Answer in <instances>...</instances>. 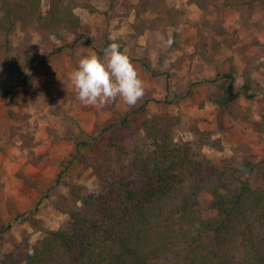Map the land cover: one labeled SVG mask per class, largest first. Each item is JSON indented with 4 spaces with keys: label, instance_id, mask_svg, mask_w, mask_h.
<instances>
[{
    "label": "rangeland",
    "instance_id": "374dc122",
    "mask_svg": "<svg viewBox=\"0 0 264 264\" xmlns=\"http://www.w3.org/2000/svg\"><path fill=\"white\" fill-rule=\"evenodd\" d=\"M91 5L92 11L75 9L79 29H59L45 38L28 29L26 41L16 24L9 36L0 63V258L35 244L42 230L65 227L71 188L100 190L86 163H96L116 133L127 149H145L142 123L151 117L176 118L174 140L210 163L229 157L239 167L248 160L264 178V0H253L251 11L219 1L210 10L188 0H91ZM47 6L42 0L43 14ZM158 17L165 23L150 29L149 21ZM168 38L171 47L164 44ZM112 42L130 57L144 95L133 106L119 97L99 108L85 105L71 73L82 56L103 58ZM231 66L232 91H240L246 75L256 96L238 95L222 110L214 100L227 81L210 80ZM198 131L219 139L222 151L204 145L207 136ZM75 153L81 159L68 163Z\"/></svg>",
    "mask_w": 264,
    "mask_h": 264
},
{
    "label": "trees",
    "instance_id": "16d2710c",
    "mask_svg": "<svg viewBox=\"0 0 264 264\" xmlns=\"http://www.w3.org/2000/svg\"><path fill=\"white\" fill-rule=\"evenodd\" d=\"M217 1L234 9H253V0L188 3L210 10ZM41 2L0 0V63L16 24L28 41V29L41 38L59 29H79L75 9L92 11L91 0H47L43 14ZM157 22L165 23V18L150 20L149 28ZM233 72L231 66L228 73L210 80L227 81L214 100L219 109L228 110L238 95L249 100L256 96L246 75L240 91H232ZM145 105L146 101L140 109ZM176 121L168 116L145 119V149L129 150L114 134L110 146L97 154V162L86 163L99 192L71 188L65 227L42 230L40 240L3 254L0 264H264V178L257 175V165L244 160L236 167L229 157L210 163L187 143L174 140L171 129ZM204 140V145L222 151L219 139ZM80 145L76 142V153ZM76 153L68 163L81 159Z\"/></svg>",
    "mask_w": 264,
    "mask_h": 264
},
{
    "label": "clouds",
    "instance_id": "9594fccd",
    "mask_svg": "<svg viewBox=\"0 0 264 264\" xmlns=\"http://www.w3.org/2000/svg\"><path fill=\"white\" fill-rule=\"evenodd\" d=\"M173 42L172 38H168L164 44L171 47ZM70 79L77 98L85 105L98 108L118 97L133 106L144 95L143 80L117 42L104 49L103 58L95 53L82 56Z\"/></svg>",
    "mask_w": 264,
    "mask_h": 264
}]
</instances>
